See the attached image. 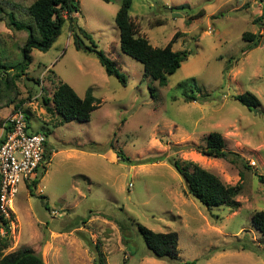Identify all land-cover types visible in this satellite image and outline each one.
I'll list each match as a JSON object with an SVG mask.
<instances>
[{
  "label": "rangeland",
  "instance_id": "obj_1",
  "mask_svg": "<svg viewBox=\"0 0 264 264\" xmlns=\"http://www.w3.org/2000/svg\"><path fill=\"white\" fill-rule=\"evenodd\" d=\"M122 2L79 0L73 16L116 61L127 85L108 75L92 51L76 48L71 20L48 51H32L27 74L17 81L29 131L48 132L52 154L45 172L19 186L7 252L31 249L46 264H264V236L252 220L264 209V0H133L138 35L165 47L177 34L173 50L190 52L163 87L121 50L115 16ZM246 32L262 33L258 46ZM0 34L14 36L5 21ZM61 82L81 97H96L90 121L62 122L47 110L43 96L52 97ZM185 90L196 100H187ZM245 92L260 105L235 98ZM14 110H0V137ZM213 131L242 158L232 162L183 148L204 146ZM174 159L198 163L232 185L243 172L238 206L204 205ZM139 224L177 232L179 258L154 257ZM244 243L258 252L240 249Z\"/></svg>",
  "mask_w": 264,
  "mask_h": 264
},
{
  "label": "trees",
  "instance_id": "obj_2",
  "mask_svg": "<svg viewBox=\"0 0 264 264\" xmlns=\"http://www.w3.org/2000/svg\"><path fill=\"white\" fill-rule=\"evenodd\" d=\"M78 1L0 0V21H5L8 29L14 34L11 39L0 34V109L11 105H14L15 109L22 107L25 100L17 101L20 94L17 81L27 74L33 61L32 51L34 49L48 51L61 35L63 26L68 20H71L76 48L92 51L108 75L117 77L123 85H127V77L119 69L116 61L98 48L91 33L74 23L73 14L79 12L80 9ZM132 2L133 0H123L115 16V22L120 30L121 50L143 65L145 77L151 78L153 82L157 81L162 87L167 86L169 76L181 67L182 63L188 59L190 52L173 50L177 34L165 47H154L147 38L138 35L136 25L130 16ZM203 13L204 11H199L196 16ZM244 37L256 47L261 41L262 33L246 32ZM150 90L153 95L156 88L152 87ZM184 94L187 100H196L194 93L185 90ZM32 96L31 92L29 98ZM235 98L248 107L260 105L259 98L250 92L236 95ZM43 99L47 110L52 113L56 111L61 116L62 122L90 121L99 103L91 92L86 97H81L66 82L57 85L52 97L43 96ZM50 102L54 105H49ZM45 134L48 137V132ZM183 148H194L203 155L228 159L232 162H237L239 158H242L238 153L225 149V141L220 131L211 132L204 146H183ZM117 153L123 161L129 160L123 150L119 149ZM51 154V147L48 143L46 153L48 163ZM172 163L184 177L192 195L208 207L235 203L236 198L243 192V172H240L239 182L232 185L224 182L218 174L198 163L191 161L187 165H182L177 159H174ZM244 165L250 168L248 163L245 162ZM191 166L192 170H190ZM43 171H46V166L40 175ZM235 205L238 206V203ZM12 218L13 214L10 218L0 214V264H46L43 256L31 249L7 252L12 245V237L9 233ZM252 220L264 236V209L255 211ZM138 227L154 257L171 260L179 258V234L177 232H156L142 224ZM239 247L242 250L258 252L253 245L244 243ZM94 261L95 264H99V259Z\"/></svg>",
  "mask_w": 264,
  "mask_h": 264
},
{
  "label": "built area",
  "instance_id": "obj_3",
  "mask_svg": "<svg viewBox=\"0 0 264 264\" xmlns=\"http://www.w3.org/2000/svg\"><path fill=\"white\" fill-rule=\"evenodd\" d=\"M48 143L44 132L29 131V120L22 109L5 118L0 138V214L11 217L20 184L40 175L47 165Z\"/></svg>",
  "mask_w": 264,
  "mask_h": 264
},
{
  "label": "crops",
  "instance_id": "obj_4",
  "mask_svg": "<svg viewBox=\"0 0 264 264\" xmlns=\"http://www.w3.org/2000/svg\"><path fill=\"white\" fill-rule=\"evenodd\" d=\"M0 110H2V109H0ZM6 117H7V116H6ZM6 117H5V118H6ZM3 123H4V122H3ZM1 129H2V133H3V124H2V126H1ZM1 135L3 136V134H1ZM2 136H1V137H2ZM1 137H0V138H1Z\"/></svg>",
  "mask_w": 264,
  "mask_h": 264
},
{
  "label": "water",
  "instance_id": "obj_5",
  "mask_svg": "<svg viewBox=\"0 0 264 264\" xmlns=\"http://www.w3.org/2000/svg\"><path fill=\"white\" fill-rule=\"evenodd\" d=\"M74 23L77 24V18L74 19Z\"/></svg>",
  "mask_w": 264,
  "mask_h": 264
}]
</instances>
